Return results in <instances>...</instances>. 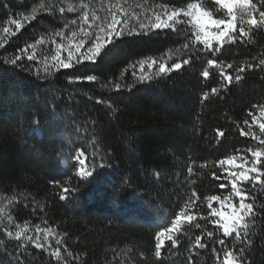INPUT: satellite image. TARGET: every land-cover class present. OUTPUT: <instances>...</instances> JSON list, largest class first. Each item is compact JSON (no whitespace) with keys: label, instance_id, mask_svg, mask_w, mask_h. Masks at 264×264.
<instances>
[{"label":"trees","instance_id":"1","mask_svg":"<svg viewBox=\"0 0 264 264\" xmlns=\"http://www.w3.org/2000/svg\"><path fill=\"white\" fill-rule=\"evenodd\" d=\"M38 2L0 0V37L9 40L0 49V200L13 191L22 193L18 203L7 210L14 224L23 226L27 222L33 230L39 224L68 233L65 245L79 256L76 264H159L152 254L154 233L170 223L193 191L197 193L196 207L201 216L207 215L206 196L229 195L228 182L215 180L209 169L223 176L221 169L213 168L214 162L236 148L255 144L239 135L233 121L242 122L253 103L264 101V72L257 69L244 73L241 82H233L207 101H201L203 91L210 92L222 81L214 70L204 81L199 75L203 70L199 61L185 66L182 72L136 83L141 74L148 72L137 65L136 75H132L130 65L137 60L176 52L170 64L183 56L176 51L182 36L177 39L168 30L157 36L127 38L110 57L75 68L53 69L47 77L44 68L51 63L55 47L50 43L37 46L35 61L29 62L26 55L18 62L19 67L7 65L5 61L13 59L27 44L41 36L47 40L52 30L63 26L58 14L53 17L40 13L19 34L5 36L4 27L15 32L9 20L23 22V15ZM162 2L178 4L179 0ZM66 15L70 20L76 14ZM262 55L264 29L254 31L249 44L226 47L219 59L238 66ZM202 59L206 63L207 58ZM86 75H96L98 79L71 84L68 81V77ZM117 82L135 87L117 91ZM217 128L227 131L219 143L215 139ZM254 131L258 133V127ZM78 150L85 151V169L93 171L92 176L79 174ZM200 164H208L209 168L200 169ZM189 165L193 166L192 174L187 171ZM220 183L226 187L220 188ZM63 188L73 190L67 200L59 199ZM251 195L256 197L258 208L255 220L250 221L254 226L250 227L248 239L253 244L237 242L235 248H247L246 264H264V209H260L264 191L257 185ZM233 202L238 203V199ZM213 206L219 204L213 202ZM207 230L214 231L215 226L207 224ZM199 234V229H190L174 250L175 255L166 249L168 264H186L188 249ZM0 238L4 239L0 261L8 264L15 242ZM216 238L225 239V250L234 247L235 234L225 238L217 233ZM51 243L55 245L54 240ZM212 248L219 250L221 246L207 241L206 249L192 253L195 264L222 261L223 252L213 253ZM121 249L125 253L132 249L128 259L123 253L114 259ZM28 252L29 264H49L46 253L31 245Z\"/></svg>","mask_w":264,"mask_h":264},{"label":"snow or ice","instance_id":"2","mask_svg":"<svg viewBox=\"0 0 264 264\" xmlns=\"http://www.w3.org/2000/svg\"><path fill=\"white\" fill-rule=\"evenodd\" d=\"M129 0H79L72 3L70 0H56L54 3H44L43 0L35 3L31 11L23 15V22L10 19L9 24L15 26V32L9 27L3 28L5 36L12 37L19 34L27 23L38 19V14L49 13L53 17L57 14L64 21L62 28L52 30L48 39L41 36L34 43H29L19 50L13 59H7L5 63L13 67H19L18 62L27 55L29 62L36 60L35 49L48 43L55 45L52 49L50 64L44 68L45 77L52 74V70L70 69L82 66L85 62L96 63L98 58L103 60L110 57L113 50L127 38L144 36H157L168 30L175 34L177 39L182 36L183 42L177 52L183 53L188 58L172 60L176 52L164 53L162 56H148L131 64L132 75H136V66L141 70L147 68L138 77L136 83L151 82L157 77H167L173 72H182L185 66L192 65L195 61L203 64V70L199 75L207 81L212 71L219 74L222 81L219 87H213L209 91H203L201 101H207L210 95H219L221 89L233 82L239 83L244 79V73L259 69L264 72V55L252 62L225 63L219 59L226 47L239 44H249L252 34L256 30L264 29V0H179L178 4L164 3L162 0H143L135 9L130 10ZM138 9V10H136ZM68 13H74L75 18L67 19ZM56 38H59L58 40ZM9 43L8 39L0 37V49H4ZM32 51V55L28 52ZM66 53V55H64ZM211 57V58H208ZM202 58H207L206 63ZM48 58L45 57V60ZM234 71L235 75H232ZM124 74L121 73V78ZM44 78V77H42ZM96 75L68 77L69 83L76 81H97ZM127 87L129 90L135 87L132 83H115L117 91ZM102 103V101H97ZM111 108L112 106L109 105ZM36 124V121H33ZM235 128L241 137H248L255 144L246 148H236L232 154L216 160L213 168H219L225 173L223 176L212 170L211 176L218 181H227L231 191L227 196L208 195L204 199L207 203V215H198L199 209L197 193L193 191L187 200L175 211L170 223L155 231L153 237V256L159 264H168L165 250L175 255L174 250L181 246V238L190 229L200 230L195 235L188 251L186 264H195L192 253L206 249L207 241H213L221 246L218 250L212 248L213 253L223 252L224 259L218 264H246L245 256L247 248L244 246L235 248V244L252 245L248 239L250 233V221H254L258 212L256 197L251 195L256 186L264 191V101L253 103L246 112L242 122L233 121ZM258 127L259 132L254 131ZM227 134L224 129H215V139L219 143ZM78 172L83 176H92L93 171L85 169L86 156L84 150L77 151ZM104 165H101L103 167ZM200 169L209 168L208 164H200ZM189 174L193 173V166L187 168ZM247 185H251L249 188ZM225 188L224 183L219 184ZM72 189L63 188L59 199L67 200ZM22 193L12 192L0 200V236L8 241H14L15 247L9 253L8 264H29L27 260L28 246L46 253L49 264L54 260L55 264H76L79 256L69 250L65 245L68 233L57 232L54 227H41L35 225L34 230L28 227L27 222L22 226L13 221V215L8 209L17 204ZM238 199V203L233 200ZM217 202L220 207H214ZM264 209V204L260 205ZM199 221H205L201 224ZM47 220L44 224L47 225ZM207 224L215 226V230H207ZM217 233L223 237L235 234L233 248L225 250V239H217ZM206 237L207 240L203 239ZM55 241V245L51 241ZM4 239L0 238V244ZM132 249L125 253L123 249L116 252L114 259L121 257L128 259ZM24 259H21V257ZM143 257L144 253L141 252ZM3 264V261H0Z\"/></svg>","mask_w":264,"mask_h":264},{"label":"rangeland","instance_id":"3","mask_svg":"<svg viewBox=\"0 0 264 264\" xmlns=\"http://www.w3.org/2000/svg\"><path fill=\"white\" fill-rule=\"evenodd\" d=\"M137 4H138V3H134V2H130V1H129V5L131 6L130 10L135 9V6H136ZM136 10H138V9H136ZM219 207H220V205H219L217 208H219Z\"/></svg>","mask_w":264,"mask_h":264}]
</instances>
